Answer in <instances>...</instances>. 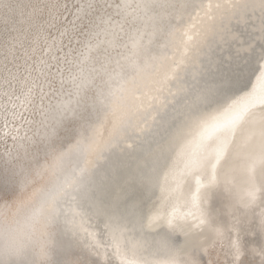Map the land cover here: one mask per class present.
Returning <instances> with one entry per match:
<instances>
[{"label": "snow or ice", "instance_id": "snow-or-ice-1", "mask_svg": "<svg viewBox=\"0 0 264 264\" xmlns=\"http://www.w3.org/2000/svg\"><path fill=\"white\" fill-rule=\"evenodd\" d=\"M45 174L0 264H264V0H0V207Z\"/></svg>", "mask_w": 264, "mask_h": 264}, {"label": "clouds", "instance_id": "clouds-1", "mask_svg": "<svg viewBox=\"0 0 264 264\" xmlns=\"http://www.w3.org/2000/svg\"><path fill=\"white\" fill-rule=\"evenodd\" d=\"M52 179L46 174L36 178L28 190L14 198L11 207H0V255L22 251L50 230L48 217L53 205L46 193ZM36 209H42L41 214L34 215Z\"/></svg>", "mask_w": 264, "mask_h": 264}]
</instances>
